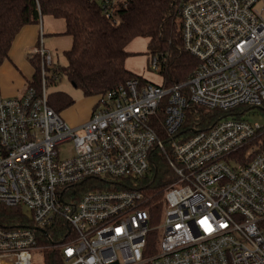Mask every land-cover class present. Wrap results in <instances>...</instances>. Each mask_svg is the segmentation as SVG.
I'll return each mask as SVG.
<instances>
[{
    "label": "built area",
    "instance_id": "1",
    "mask_svg": "<svg viewBox=\"0 0 264 264\" xmlns=\"http://www.w3.org/2000/svg\"><path fill=\"white\" fill-rule=\"evenodd\" d=\"M95 1L110 15L123 2ZM178 15L197 60L185 82L127 80L72 127L47 103L53 63L41 47L39 89L0 97V207L20 212L0 224V264H37L47 249L64 264H264V149H248L264 125L243 117L264 108V0H179ZM189 107L217 120L185 132ZM158 156L153 217L140 187Z\"/></svg>",
    "mask_w": 264,
    "mask_h": 264
},
{
    "label": "trees",
    "instance_id": "2",
    "mask_svg": "<svg viewBox=\"0 0 264 264\" xmlns=\"http://www.w3.org/2000/svg\"><path fill=\"white\" fill-rule=\"evenodd\" d=\"M178 4L179 0H123L110 15L104 13L95 0H0V63L8 57L12 41L22 27L39 23L42 16H52L65 22L64 34L71 38V47L64 53L65 65L53 64L48 69V83L55 77H65L85 97H98L130 79L146 82L125 66L130 56L126 45L138 37L146 38L151 56H157L165 87L185 82L197 60L183 49ZM30 63L34 74L29 85L39 89V56L30 58ZM47 103L61 113L72 106L74 100L66 92L54 91L47 93ZM216 120L215 111L189 107L181 130L186 132L191 126L198 127L197 123L206 129ZM249 148L254 149L253 155L264 149V132ZM158 160L157 177L152 183L145 180L140 187L146 199L144 207L153 217L161 211L166 174L165 160L161 156ZM19 217L17 209L0 207V224H13ZM40 264H64L61 252L58 249L43 251Z\"/></svg>",
    "mask_w": 264,
    "mask_h": 264
},
{
    "label": "crops",
    "instance_id": "3",
    "mask_svg": "<svg viewBox=\"0 0 264 264\" xmlns=\"http://www.w3.org/2000/svg\"><path fill=\"white\" fill-rule=\"evenodd\" d=\"M64 32L65 22L52 16H42L39 23L28 24L20 29L12 41L8 57L0 63V97H18L25 92L34 74L30 58L37 55V48L45 49L51 55L52 63L53 56L64 55L71 47V38Z\"/></svg>",
    "mask_w": 264,
    "mask_h": 264
},
{
    "label": "rangeland",
    "instance_id": "4",
    "mask_svg": "<svg viewBox=\"0 0 264 264\" xmlns=\"http://www.w3.org/2000/svg\"><path fill=\"white\" fill-rule=\"evenodd\" d=\"M126 49L132 54L127 58L125 66L126 68L136 75L141 76L147 82L153 84H161L162 77L159 73L151 68V53L147 48L146 38H134L126 45ZM53 64L60 66L65 65L66 58L63 54L53 56ZM58 58V59H57ZM63 91L68 93L74 100V104L69 108L63 110L59 116L68 125L74 127L84 123L93 111L95 104L98 102V97H85L81 90L75 88L65 77L56 78L53 82L48 83L46 92ZM68 113V116L65 115ZM245 119H248L252 123L264 125V108H250L243 114ZM75 122V124L73 122ZM59 158H66L73 152V145L71 142L64 143L58 146ZM23 214L30 216V212L24 208ZM42 261L41 255L37 254L34 258V262L40 264Z\"/></svg>",
    "mask_w": 264,
    "mask_h": 264
}]
</instances>
